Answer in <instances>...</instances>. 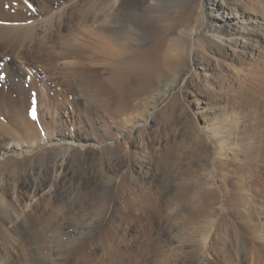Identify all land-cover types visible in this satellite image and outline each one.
<instances>
[{
  "label": "rangeland",
  "instance_id": "obj_1",
  "mask_svg": "<svg viewBox=\"0 0 264 264\" xmlns=\"http://www.w3.org/2000/svg\"><path fill=\"white\" fill-rule=\"evenodd\" d=\"M15 1L2 4H14L11 12L19 5L27 18L16 25L38 22L40 36L20 40L26 53L18 61L28 69L20 72L16 104L0 75V264L37 261L52 247L64 264L81 252L93 264H264V35L255 34L242 53L248 28H264V0ZM31 12L37 17L28 20ZM102 12L134 42L119 56L162 41L153 83L123 106L94 100L87 80L79 94L70 89L74 70L90 71L95 85L120 96L109 76L122 62L96 33ZM51 25L47 39L43 29ZM7 36L22 39L17 30ZM62 47L79 48L64 56ZM129 73L126 86L137 88ZM33 189L51 200L26 201ZM15 194L24 207L37 206L33 224L18 213ZM148 195L154 215L143 205L129 212L128 202ZM16 214L18 230L9 222ZM82 221L97 225L86 231ZM44 228L50 238L39 245ZM106 234L116 258H109Z\"/></svg>",
  "mask_w": 264,
  "mask_h": 264
},
{
  "label": "bare ground",
  "instance_id": "obj_2",
  "mask_svg": "<svg viewBox=\"0 0 264 264\" xmlns=\"http://www.w3.org/2000/svg\"><path fill=\"white\" fill-rule=\"evenodd\" d=\"M5 2V4H10V2L12 0H2L0 1V75H4L5 78V82L8 83L9 85H7L8 87H10L12 89V94H11V97L10 95L8 96V101L10 103H12V105L15 103L16 104V98L17 96H19V91H20V88L23 87V85L21 84H24L21 82V79H20V72L21 71H25L24 68H27V64L26 63H19V59H21L22 55L26 53V50L25 51H21L20 52V40H22V42L24 40H29L30 43H33L34 41H37L38 38H39V23L37 22H34L32 24H26V25H16V24H21L22 22L25 21V19L27 18H22L23 15H25V13L23 11H21V7L18 5V7H20L21 9H15L13 12H11V8L14 7V4L13 7L11 8H8L7 10L4 8V6L6 5H3L2 2ZM17 2H19V4L22 2L21 0H16ZM15 1V2H16ZM52 1V0H51ZM18 4V3H17ZM44 5V4H43ZM109 5V4H108ZM76 6V5H75ZM8 7V6H7ZM107 7V5H106ZM110 8V7H109ZM88 9V8H87ZM64 10V9H63ZM105 10V9H104ZM103 10V11H104ZM115 10V9H114ZM46 11V10H45ZM108 11V10H107ZM106 11V12H107ZM116 11V10H115ZM63 12V11H62ZM27 13V12H26ZM32 14L30 15L29 13L27 14L28 16V20L30 18H34L37 17V14L34 13V12H31ZM91 13V11H90ZM88 13V14H90ZM117 13V12H116ZM86 14V13H85ZM104 12H102L101 14H98L97 15V18H96V24H97V28L99 29L98 32H96L97 34H101L103 37V39H106L104 44H103V48L106 49L107 52H110V53H113V55L117 58V60H119L120 62L122 63H119L117 66H114L113 70L110 72V76H109V80L110 82L112 83V85L114 86L115 89L119 90L120 92V96H116L115 92H113V90L109 89V87L107 86H104V85H95V74H92L90 73V71H87L86 73H81V72H77L76 70H74V75L72 76V80H71V83H70V89L71 91L73 90V93L74 94H79V89H78V85H79V82L80 84H82V82L84 80H87V84L89 85L88 89L90 90L91 92V95L94 96V100H95V97H98V98H105V101H106V108L108 106H110L113 102H115L116 100H118L120 103H122V106L124 103H128L133 97L135 98L136 95L140 94L146 87L147 85H149L156 73L158 72L159 68H160V64H161V57H162V41L161 40H155L153 41L150 46L146 49H143L141 51H138L136 53H132V54H127L126 56H119L120 55V52H119V48L121 49H125L126 47H132L134 44L133 40H131L130 36H129V31L124 27V26H118L116 24H114V22H112L111 20L109 21H105L104 20ZM34 15V16H33ZM64 14L62 13L60 15V17H62ZM84 15V14H83ZM26 16V15H25ZM55 16V15H54ZM111 16V15H110ZM39 17V15H38ZM66 17V16H65ZM64 17V18H65ZM53 22L56 21L55 17H53ZM58 18V16H57ZM45 20V19H44ZM49 20V17L48 19ZM50 20H52L50 18ZM49 20V21H50ZM39 21V20H38ZM64 21V20H63ZM82 22V21H81ZM50 23V22H49ZM57 23V22H56ZM63 23V22H62ZM25 24V23H23ZM47 24V23H46ZM52 24V23H51ZM65 24V23H64ZM47 26V25H45ZM54 25H51L50 28H45L43 30H45V38L47 39H50L52 37V34H53V28ZM56 27V26H55ZM211 27L208 26V30H210ZM55 29V28H54ZM12 30H17L20 34H21V37L22 39H20L19 37H16V36H11V37H8L7 34H8V31H12ZM207 30V29H206ZM142 32V31H141ZM96 33L94 35H96ZM260 35V34H263L264 35V28H262L261 30H259L258 28L256 27H251V28H248V32H247V35L244 36L247 41L249 42H242V53H248V47L250 45V42H251V39L254 37V35ZM18 35V34H17ZM42 38V37H41ZM40 38V39H41ZM140 38V37H139ZM18 39V40H17ZM24 39V40H23ZM141 39V38H140ZM43 40V39H42ZM61 41V40H60ZM40 42V41H39ZM62 43V42H61ZM79 43V42H78ZM24 44V43H23ZM81 44V43H80ZM39 45V44H38ZM58 45V44H57ZM32 46V45H31ZM86 46V45H85ZM34 47V46H33ZM49 47V46H48ZM81 47V46H80ZM84 47V46H83ZM79 47L75 48V47H62L61 50H60V54L61 55H64V56H68V55H73L75 53V51L78 50ZM50 49V48H49ZM119 49V50H118ZM32 50V49H31ZM55 50V49H54ZM31 52V51H30ZM74 52V53H72ZM44 53V52H43ZM123 53V52H122ZM125 53V52H124ZM4 54V56H3ZM45 56V53L44 55ZM49 56V55H47ZM3 57V58H2ZM116 60V61H117ZM42 62V61H41ZM89 65V64H88ZM254 68V67H253ZM28 69V68H27ZM127 69H130V70H127ZM247 69V68H246ZM250 70V69H249ZM258 70V69H257ZM86 71V70H85ZM130 71H132L135 75V78H137L139 80V86H135V88H129L126 86L127 84V81L130 79ZM262 74H264V68H261L258 72H260ZM84 72V71H82ZM92 72V71H91ZM255 73V72H254ZM257 73V72H256ZM179 75V74H178ZM169 76V75H168ZM177 76V75H176ZM264 76V75H263ZM262 75H261V81L262 79L264 78ZM179 77V76H178ZM174 78V77H173ZM255 79V78H254ZM137 80V81H138ZM264 80V79H263ZM136 81V82H137ZM250 81V80H249ZM257 81V80H256ZM102 82V81H101ZM133 82V81H132ZM244 82V81H243ZM242 82V83H243ZM260 82V81H259ZM5 83V85H6ZM153 83V82H152ZM261 83V82H260ZM263 83V82H262ZM261 83V84H262ZM248 84V83H247ZM264 84V83H263ZM152 85V84H151ZM253 86V85H252ZM255 86V85H254ZM258 86V85H257ZM82 89V88H81ZM80 89V90H81ZM252 89V88H251ZM260 89V88H259ZM83 93V91H82ZM80 93V94H82ZM7 94V93H6ZM85 93H83L84 95ZM246 96V95H245ZM77 102L78 99L81 100L82 98H80V95H77ZM75 97V98H76ZM117 97L119 99H117ZM138 97V96H136ZM84 99V98H83ZM104 101V100H103ZM82 103V102H81ZM105 104V103H104ZM104 106V105H103ZM15 110V109H14ZM262 111V110H261ZM15 112V111H14ZM16 113V112H15ZM108 113V112H107ZM132 117V116H131ZM264 127V126H263ZM1 129V127H0ZM4 131V130H3ZM45 135V134H44ZM96 136V135H95ZM64 137V136H63ZM104 141V140H103ZM45 142V141H44ZM116 148V147H115ZM40 149V148H39ZM65 150V149H63ZM101 150V149H100ZM103 151V150H102ZM36 153V152H35ZM56 153V152H55ZM54 153V154H55ZM6 155V154H5ZM41 155V154H40ZM67 155V153H66ZM101 155V154H100ZM55 156V155H54ZM105 159V158H104ZM40 161V160H39ZM105 162V161H104ZM102 164V163H101ZM63 165V164H61ZM65 165V164H64ZM114 165V164H113ZM11 166V165H10ZM112 166V165H110ZM18 167V166H16ZM15 167V169H16ZM83 167V166H82ZM113 167V166H112ZM8 168V167H7ZM54 168V167H53ZM103 168V167H102ZM13 170V169H12ZM78 170V169H77ZM111 170V169H110ZM99 171V170H98ZM108 172V171H107ZM70 173V172H69ZM88 173V172H87ZM94 173V172H93ZM5 174V173H4ZM106 174V173H105ZM104 174V175H105ZM93 175V174H92ZM69 176V175H68ZM94 177V176H93ZM92 177V178H93ZM56 178V177H55ZM18 180V179H17ZM39 181V180H38ZM105 181V179H104ZM20 182V181H19ZM139 182V181H138ZM52 183V182H51ZM98 183V182H97ZM127 184V183H126ZM56 185V184H55ZM61 185V184H60ZM127 186V185H126ZM142 186V185H141ZM40 187V186H39ZM139 187V186H138ZM190 187V186H189ZM38 188V187H37ZM88 188V187H87ZM1 191V190H0ZM4 191V190H3ZM66 191V190H65ZM81 191V190H80ZM83 191V190H82ZM126 191V190H125ZM2 192V191H1ZM0 192V193H1ZM8 192V191H7ZM14 192V191H13ZM18 192V191H17ZM136 192V191H135ZM3 193V192H2ZM56 193V192H55ZM71 193V192H70ZM82 193V192H81ZM85 193V192H84ZM103 193V192H102ZM5 194V193H4ZM48 194V193H47ZM54 194V193H53ZM93 194V193H92ZM131 194V193H130ZM133 194V193H132ZM156 194V193H155ZM158 194V193H157ZM156 194V195H157ZM60 195V194H59ZM71 195V194H70ZM227 195V194H226ZM55 196V195H54ZM189 196V195H188ZM57 197V195H56ZM135 197V196H134ZM152 196L151 195H148L147 197L143 198L141 203H136V202H132V200L130 202H128V209H129V212L132 213L135 211V209H137L138 207H141L143 205V207H145V209H147L149 211V213L152 215L154 213V210L152 208V206H155L152 204V201H151V198ZM2 198V197H1ZM10 198V197H9ZM68 198V197H67ZM155 198V197H154ZM237 198V197H236ZM8 199V198H7ZM26 201L29 200V201H33L34 199H36L37 202L39 203H36L37 205L38 204H42L43 202L47 201V200H51L49 196H40L38 195V189H33L31 195L28 197V198H24ZM22 196L18 195V194H15L13 196V203L18 207L19 211L18 212L19 214L22 213L23 214V217L25 220H27V222H32V224L34 223L33 221V218H34V213L37 212V206H33L32 208H26L24 207V205H22V200H24ZM72 199V198H71ZM102 199V198H101ZM149 199V200H148ZM11 200V199H10ZM5 201V200H4ZM7 201V200H6ZM29 201L26 205L29 204ZM54 201V199H53ZM56 201V200H55ZM63 201V200H62ZM68 201V200H67ZM66 201V202H67ZM102 201H105V200H102ZM2 202V201H1ZM8 202V201H7ZM10 202V201H9ZM52 202V201H51ZM143 202V203H142ZM157 202V201H156ZM226 202V201H225ZM11 203V202H10ZM54 203V202H53ZM58 203H60V201H58ZM72 203H73V200H72ZM77 203V202H75ZM155 203V202H154ZM222 203V202H221ZM44 204V203H43ZM67 204V203H66ZM69 204V202H68ZM106 204V203H105ZM104 204V205H105ZM224 204V203H223ZM11 205V204H10ZM48 205V203H47ZM53 205V204H52ZM51 205V206H52ZM74 205V204H73ZM76 205V204H75ZM152 205V206H151ZM159 205V204H158ZM40 206V205H39ZM55 206V205H54ZM58 206V205H57ZM70 206H72L70 204ZM78 206V205H77ZM9 207V206H8ZM43 207V206H42ZM45 207V206H44ZM49 207V206H48ZM60 206H58L59 208ZM62 207V206H61ZM102 207V205H101ZM106 207V206H105ZM108 207V206H107ZM157 207V206H156ZM154 207V208H156ZM41 208V206H40ZM47 208V207H46ZM52 208V207H51ZM63 208V207H62ZM75 208V207H74ZM90 208V207H89ZM118 208V207H117ZM159 208V207H158ZM11 209V208H10ZM17 211L18 209L15 208ZM42 209V208H41ZM54 209V208H53ZM64 209H65V206H64ZM103 209V208H102ZM107 209V208H106ZM119 209V208H118ZM60 210V209H59ZM62 210V209H61ZM72 210H73V207H72ZM101 210V209H100ZM11 211V210H10ZM15 211V210H14ZM65 211V210H64ZM71 211V210H70ZM78 211V209L76 210ZM158 211V210H157ZM72 212V211H71ZM75 212V211H74ZM103 212V211H102ZM160 212V210H159ZM5 213V212H4ZM37 213H40V212H37ZM52 213V211L50 212ZM62 213V212H61ZM65 213V212H64ZM63 213V214H64ZM67 213V212H66ZM121 213V212H120ZM123 213V212H122ZM129 213V214H130ZM46 214V213H45ZM60 214V213H59ZM59 214L57 216H59ZM74 214V213H73ZM92 214V213H91ZM6 215V214H5ZM54 215V214H53ZM52 215V216H53ZM56 215V214H55ZM54 215V217H55ZM61 215V214H60ZM72 215V213H71ZM70 215V216H71ZM87 215V214H86ZM102 215V214H101ZM154 215V214H153ZM39 216V215H38ZM100 216V215H99ZM7 217V216H6ZM21 217V216H20ZM40 219L42 220L43 217H41V215L39 216ZM60 217V216H59ZM83 217V216H82ZM89 217V216H87ZM93 217V216H92ZM119 217V216H118ZM127 217V216H126ZM56 218V217H55ZM69 218V217H68ZM113 218V217H112ZM50 219V218H49ZM65 220V218H63ZM81 219V218H80ZM78 219V220H80ZM85 219V218H84ZM12 224H13V227L15 228V230H18L19 229V226H20V220L18 218V215H12L9 219ZM33 220V221H32ZM47 221V219H45ZM74 220V219H73ZM161 220V219H160ZM49 221V220H48ZM52 221V219H51ZM57 221V220H56ZM72 221V220H71ZM81 221V220H80ZM93 221V220H92ZM90 222V221H85L86 223H84L82 221V223L80 222L81 226H79L78 224V227L80 229V227L82 228H85L86 231L88 230V228L92 229V226L94 225L93 222ZM112 221V220H111ZM110 221V222H111ZM36 222V221H35ZM44 222V221H43ZM62 222V220H61ZM65 222V221H64ZM129 222V221H128ZM54 223V222H53ZM52 223V224H53ZM69 223V221H68ZM75 223V222H74ZM109 223V221H108ZM119 223V222H118ZM138 223V222H137ZM55 224V223H54ZM62 224V223H60ZM67 224L64 223V226L62 224L61 227H59L60 229L56 232L57 234H60L62 232V230L64 228H66L67 226H65ZM10 225V224H9ZM44 225V224H42ZM49 225V224H48ZM47 225V226H48ZM59 225V224H58ZM71 225H73L71 223ZM95 225L96 222H95ZM94 225V226H95ZM120 225V224H119ZM126 225V224H125ZM101 226V225H100ZM109 226V225H108ZM33 227V226H32ZM37 227V226H36ZM46 227V226H44ZM73 227H75L73 225ZM78 227H76L78 229ZM120 227H122L120 225ZM119 227V228H120ZM12 228V227H11ZM21 228V226H20ZM35 228V227H34ZM54 228V227H53ZM103 228V227H102ZM106 228V227H104ZM109 228V227H108ZM23 229V228H22ZM28 229V228H27ZM50 229V228H49ZM49 229H41L42 231H38V235H37V238L35 239L36 242H38V244H42L43 243L45 244L48 240H49V235H48V230ZM76 229V230H77ZM39 230V229H38ZM51 230V229H50ZM125 230V229H124ZM35 231V229H34ZM52 231V230H51ZM79 230H77L78 232ZM93 231V230H92ZM25 232V230H24ZM33 232V231H32ZM37 231H35L36 233ZM55 232V230H54ZM68 232V231H67ZM90 232V231H89ZM104 232V231H103ZM21 233V232H19ZM23 233V232H22ZM55 233V234H56ZM109 233V232H108ZM119 233V232H117ZM124 233V232H123ZM32 234V233H31ZM77 234V233H76ZM104 234V233H103ZM102 234V235H103ZM110 234V233H109ZM109 234H106L105 238H106V241L108 243V245H105L108 249H107V252L109 254V258H113L115 257L114 254H115V251L113 250L112 248V245H116V244H112V242L110 241V236ZM125 234V233H124ZM99 235V234H98ZM123 235V234H121ZM17 236V234H16ZM22 236V235H21ZM63 237V235H61ZM67 236V235H66ZM116 236V235H115ZM53 237V236H52ZM118 237V236H117ZM9 238V237H8ZM12 238V237H11ZM35 238V237H34ZM104 238V239H105ZM18 239V238H17ZM24 239V238H22ZM55 239V238H54ZM91 239V238H90ZM98 239V238H97ZM53 240V239H52ZM57 240V239H56ZM55 240V241H56ZM103 240V239H102ZM101 240V241H102ZM118 240V239H117ZM125 240V238H124ZM128 240V239H126ZM1 241V240H0ZM59 241V240H58ZM92 242V241H91ZM103 242V241H102ZM29 243V242H27ZM105 243V242H103ZM5 244V243H4ZM7 244V243H6ZM21 244V243H20ZM25 244V243H24ZM37 244V243H35ZM87 244V243H86ZM2 245V244H1ZM89 245V244H88ZM103 245V244H102ZM19 246V245H18ZM139 246V245H138ZM3 247V246H2ZM24 247V246H23ZM34 247V246H33ZM67 247V246H66ZM86 247V246H85ZM136 247V246H135ZM36 248V247H35ZM34 248V249H35ZM88 248V247H87ZM90 248V247H89ZM104 248V246H103ZM69 249V248H68ZM122 249V248H121ZM225 249V248H224ZM4 250V249H3ZM50 251H48L49 253L46 255V256H43L42 258H40L39 260L35 261H29V262H26L25 264H48L47 261H44L45 259H48L49 262H51V264H56L57 262H60L61 264H64L62 263V258L60 259H56V256H60L62 255V250L60 251L58 248H55V247H52L51 249H49ZM64 250V249H63ZM88 250V249H87ZM141 250V249H140ZM195 250V249H194ZM1 251V250H0ZM101 251V250H100ZM104 251V250H103ZM135 251V250H134ZM197 251V250H196ZM217 251V250H216ZM64 252V251H63ZM72 252V251H71ZM23 253V252H22ZM78 253V252H77ZM83 252H81L80 254H78V256L75 257L77 259L76 262L74 260V258H72L74 260V264H93L92 263V260L91 259H87V260H84L83 259ZM87 253V252H86ZM89 253V252H88ZM14 254V253H13ZM76 254V253H75ZM83 255V256H82ZM116 255V254H115ZM31 256V254H30ZM69 256V255H68ZM127 256V255H126ZM130 256V255H129ZM40 257V256H39ZM38 257V258H39ZM62 257V256H60ZM238 257V256H237ZM7 258V257H6ZM93 258V257H92ZM108 258V257H107ZM116 258V257H115ZM36 259V258H35ZM85 259H86V256H85ZM165 259V258H164ZM84 260V261H82ZM113 260V259H111ZM72 262V260H71ZM91 262V263H90ZM23 264V263H22ZM68 264V263H67ZM71 264V263H69ZM73 264V263H72ZM119 264V263H118Z\"/></svg>",
  "mask_w": 264,
  "mask_h": 264
},
{
  "label": "snow or ice",
  "instance_id": "obj_3",
  "mask_svg": "<svg viewBox=\"0 0 264 264\" xmlns=\"http://www.w3.org/2000/svg\"><path fill=\"white\" fill-rule=\"evenodd\" d=\"M26 2H27V0H26ZM32 116H33V118L35 119V113H34V112L32 113Z\"/></svg>",
  "mask_w": 264,
  "mask_h": 264
}]
</instances>
